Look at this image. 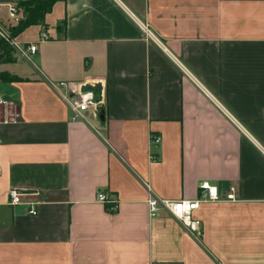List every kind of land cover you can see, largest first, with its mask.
Segmentation results:
<instances>
[{
  "label": "crops",
  "instance_id": "crops-1",
  "mask_svg": "<svg viewBox=\"0 0 264 264\" xmlns=\"http://www.w3.org/2000/svg\"><path fill=\"white\" fill-rule=\"evenodd\" d=\"M14 37L37 49L0 62V264H264V0H63ZM60 81L99 83L100 114ZM202 181L199 233L149 216Z\"/></svg>",
  "mask_w": 264,
  "mask_h": 264
},
{
  "label": "built area",
  "instance_id": "built-area-1",
  "mask_svg": "<svg viewBox=\"0 0 264 264\" xmlns=\"http://www.w3.org/2000/svg\"><path fill=\"white\" fill-rule=\"evenodd\" d=\"M8 16L15 23L20 19L18 9L15 5L8 6ZM45 29L41 31V39L47 38ZM0 38L10 47L14 56L22 59H29L30 55L34 54L37 46L35 43L20 42L11 32L0 23ZM60 87L66 88L70 97L67 99L68 107L71 112L72 119H79L85 113L97 117L105 105L104 94L101 89L82 91L81 85H76L71 82H59ZM7 104V100L0 95V111ZM159 136L151 135V142L159 141ZM24 194L16 189L11 188L8 191V203L11 205L27 204L29 205L27 213L35 215L37 213L35 202H24L22 196ZM96 198L98 201L104 202L107 197L104 192H97ZM229 199H233V194L228 195ZM218 193L215 185L208 181H202L198 185V196L194 199H165L154 195L148 191L147 208L150 217L156 216L160 211H166L170 216L179 220L191 233H199V220L193 217V211L198 208L201 201L214 202L218 201ZM115 208V204L111 209Z\"/></svg>",
  "mask_w": 264,
  "mask_h": 264
},
{
  "label": "trees",
  "instance_id": "trees-1",
  "mask_svg": "<svg viewBox=\"0 0 264 264\" xmlns=\"http://www.w3.org/2000/svg\"><path fill=\"white\" fill-rule=\"evenodd\" d=\"M57 1L63 0H24L19 1L17 5L23 9V17L19 19L16 25L11 28V34L13 36L18 35L26 27L33 24H44V18L52 6ZM12 54L10 47L0 38V62L12 61ZM0 80L9 81L17 80L16 76H10L5 72H0Z\"/></svg>",
  "mask_w": 264,
  "mask_h": 264
},
{
  "label": "water",
  "instance_id": "water-1",
  "mask_svg": "<svg viewBox=\"0 0 264 264\" xmlns=\"http://www.w3.org/2000/svg\"><path fill=\"white\" fill-rule=\"evenodd\" d=\"M100 88V84L99 83H95V84H84L81 87L82 91H87V90H96Z\"/></svg>",
  "mask_w": 264,
  "mask_h": 264
},
{
  "label": "rangeland",
  "instance_id": "rangeland-1",
  "mask_svg": "<svg viewBox=\"0 0 264 264\" xmlns=\"http://www.w3.org/2000/svg\"><path fill=\"white\" fill-rule=\"evenodd\" d=\"M33 34H35V28H30V29H28V30L25 32V35H26V36H30V35H33ZM17 40L19 41V38H17ZM12 58H13V56H12ZM13 60H14V58H13Z\"/></svg>",
  "mask_w": 264,
  "mask_h": 264
}]
</instances>
